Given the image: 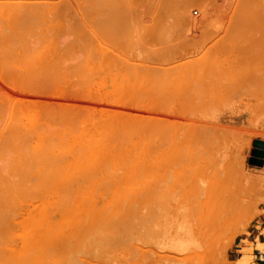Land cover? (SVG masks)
<instances>
[{
	"label": "rangeland",
	"instance_id": "rangeland-1",
	"mask_svg": "<svg viewBox=\"0 0 264 264\" xmlns=\"http://www.w3.org/2000/svg\"><path fill=\"white\" fill-rule=\"evenodd\" d=\"M66 1L0 10V264H264V0Z\"/></svg>",
	"mask_w": 264,
	"mask_h": 264
},
{
	"label": "bare ground",
	"instance_id": "bare-ground-1",
	"mask_svg": "<svg viewBox=\"0 0 264 264\" xmlns=\"http://www.w3.org/2000/svg\"><path fill=\"white\" fill-rule=\"evenodd\" d=\"M3 1H4V0H3ZM20 1H21V4L18 5V4L20 3ZM20 1H18L19 3L17 4V2L14 1V0H13V2L11 1L12 3H11L9 0H7L6 2H8V3L5 2L7 5H5V4L1 1V2L3 3V5H2V3H0V10H2V7H4V8L7 9V11H8V9H9V10H11L12 12H17V13H19V12H26V11H27V13H29V12H33V13H38V12H39V13H42V12H45V13L47 14L46 11H48V13H49V11H52V10H53V12H54V11H57V12H67V11H70V10H78V9H79L78 7H81V3H80V5H79V4L76 2V5H75V4H72L71 2H67V1H66L65 3H63L62 0H61L62 3L59 2V0H58L57 2H55L56 4L52 2V1H54V0H45L44 2H39V0H38V2H34V3H29V2H32V0H23V1H24V4H26V5L23 7L24 4L22 5V0H20ZM48 1H49V2H48ZM77 1H78V0H77ZM85 1H86L88 4L91 2V0H84L82 5H85V3H86ZM89 1H90V2H89ZM92 1H93V3L91 2V4H90L89 6H88L87 4H86V6H84V7H85V10L87 9V11H88V9H89V10H91V11H94V10L97 11V10L99 9L98 7L102 4L101 1H103V0H92ZM99 1H100L101 3H100ZM106 1H107V2H103V5H102L103 7H104V4H106V3L109 2L108 0H106ZM131 1H132V0H131ZM150 1H151V0H150ZM152 1H153V0H152ZM157 1H158V0H157ZM162 1H164V0H160V2L158 1L157 4H158V3H162ZM166 1H169V0H166ZM166 1H165V2H166ZM174 1H175V0H174ZM178 1H179V0H178ZM178 1H176V2L178 3ZM182 1H183V0H182ZM188 1H189V0H188ZM188 1H187V2H188ZM223 1H224V0H223ZM15 2H16V3H15ZM58 2H59V3H58ZM73 2H74V1H73ZM115 2H117V0H116ZM127 2H128V1H127ZM170 2H172V4H173V1H172V0H171ZM170 2H168V4H167V6H168L169 9L173 8L172 6H174V5H172L171 8H170V6H169V5L171 4ZM185 2H186V0H185L183 3H181L182 6H183V10L185 9L184 7L186 6V3H185ZM189 2H190V1H189ZM112 3H114V2H112ZM154 3H155V2H154ZM169 3H170V4H169ZM8 4H9V5H8ZM109 4H110V3H108V4H106V5H108V6L110 7L111 4H110V5H109ZM126 4H127V3H126ZM128 4H129V3H128ZM183 4H184L185 6H184ZM74 5H75V7H74ZM77 5H78V7H77ZM98 5H99V6H98ZM117 5H118V4H117ZM117 5H116V6H117ZM119 5H120V4H119ZM145 5H146V4H145ZM159 5H160V4H159ZM161 5H162V4H161ZM163 5H164V4H163ZM221 5H223V4H221ZM228 5H229V4H228ZM125 6H126V5H125ZM157 6H158V5H157ZM175 6H176V5H175ZM175 6H174V7H175ZM182 6H181V7H182ZM103 7L101 8V6H100V10H99V12H103V11H104V10H102ZM113 7H115V6L113 5ZM159 7H161V6H158L157 8H159ZM163 7H166V5H164ZM181 7H179V9H180ZM186 7H187V6H186ZM71 8H72V9H71ZM73 8H75V9H73ZM106 8H107V7H105V11H106ZM110 8H111V7H110ZM110 8H109V9H110ZM117 8H119V6H117ZM134 8H135V7H134ZM136 8H137V7H136ZM166 8H167V7H166ZM177 8H178V7H177ZM205 8H206V7H205ZM22 9H23V10H22ZM113 9H114V8H113ZM150 9H152V8H150ZM81 10L83 11V9H81ZM85 10H84V11H85ZM147 10H148V9H146V11H147ZM163 10H164V9H163ZM174 10H175V8H174ZM209 10H210V9H209ZM28 11H29V12H28ZM105 11H104V12H105ZM107 11H108V10H107ZM111 11H112V10H111ZM132 11H133V10H132ZM166 11H167V10L165 9V12H166ZM168 11H169V10H168ZM168 11H167V12H168ZM176 11H177V10H176ZM184 11H185V10H184ZM9 12H10V11H9ZM75 12H76V11H75ZM77 12H78V11H77ZM88 12H89V11H88ZM99 12H98V13L96 12V14H97V15L100 14ZM109 12H110V10H109ZM109 12H108V14H109ZM113 12H114V11H113ZM182 12H183V11H182ZM33 13H32V14H33ZM39 13H38V14H39ZM146 13H147V12H146ZM146 13H145V15H146ZM150 13H151V12H150ZM155 13H156V12H155ZM162 13H164V11H163ZM12 14H14V13H12ZM24 14H25V13H24ZM94 14H95V13H94ZM94 14H93V15H94ZM110 14H111V13H110ZM175 14H176V13H175ZM10 15H11V14H10ZM26 15H27V14H25V16H26ZM36 15H37V14H36ZM85 15H86V14H85ZM87 15H88V14H87ZM89 15H90V14H89ZM101 15H104V14H101ZM145 15H144V16H145ZM152 15H153V14H152ZM15 16H17V15L15 14ZM33 16H34V15H33ZM131 16H132V15H131ZM133 16H134V15H133ZM20 17H21V16H20ZM23 17H24V15H23ZM101 17H102V16H101ZM134 17H137V16H134ZM134 17H132V18H134ZM138 18H139V17H138ZM141 18H142V17H141ZM19 19H20V18H19ZM25 19H26V18H25ZM127 19H128V18H127ZM26 20H27V19H26ZM105 20H106V19H105ZM131 21H132V20H131ZM138 21H139V20H138ZM17 22H18V21H17ZM27 22H28V21H27ZM18 23H19V22H18ZM20 23H22V22H20ZM110 23H111V22H110ZM14 24H15V23H14ZM15 25H16V24H15ZM18 26H19V25H18ZM128 26H129V25H128ZM139 33H140V31H139ZM140 35H141V34H140ZM143 39H144V38H143ZM234 48H235V46H234ZM238 48H239V46H238ZM217 49H218V48H217ZM173 50H174V49H173ZM201 50H202V49H201ZM210 50H211V49H210ZM222 50H223V49H222ZM228 50H229V49H228ZM235 50H236V49H235ZM239 50H240V49H239ZM238 52H239V51H238ZM205 53H206V52H205ZM211 53H212V52H211ZM218 53H219V52H218ZM231 53H233V52H231ZM239 53H241V55H242V52H239ZM197 54H198V53H197ZM254 54H255V53H254ZM231 55H232V54H231ZM194 56H195V55H194ZM205 56H206V55H205ZM242 57H243V56H242ZM197 58H198V57H197ZM263 58H264V57H263ZM209 59H210V58H209ZM198 60H199V58H198ZM210 60H211V59H210ZM193 61H194V60H193ZM193 61H190V63L193 62ZM195 62L197 63L198 61L195 60ZM237 62H238V61H237ZM240 63H241V62H240ZM240 63H238V64L241 65L242 63H241V64H240ZM203 66H204V63H203ZM218 68L220 69V67H218V65L215 66V68H214V70H213V71H214L213 73H215V72L219 73L218 76H219L220 73H221V75L223 76V71H222V70L225 69V68H223V69L221 68L220 70H219ZM235 68H236V67H235ZM241 68H242V67H241ZM260 68H261V67H260ZM260 68H258V69L256 70V71H258L257 73H262V72H263V70L261 71ZM200 69L202 70V67H200ZM210 69H211V67H210ZM216 69H217V71H216ZM230 69H231V68H230ZM237 69H238V68H237ZM207 70H208V69H207ZM218 70H219L220 72H219ZM238 70H240V68H239ZM203 71H204V70H203ZM208 71H209V70H208ZM210 71H211V70H210ZM221 71H222V72H221ZM226 71H227V70L225 69L224 72L226 73ZM50 72H51V71H50ZM190 72H191V70H190ZM201 72H202V71H201ZM201 72H200V73H201ZM205 72H206V71H205ZM205 72H204V73H205ZM211 72H212V71H211ZM211 72H210V73H207V72H206L207 76L209 75V77H210V74H213V73H211ZM236 72H237V71H236ZM191 73H192V72H191ZM191 73H190V75H191ZM237 74H239V73L237 72ZM251 74H252V73H251ZM254 74H255V73H254ZM203 75H204V74H203ZM213 75H214V74H213ZM213 75L211 76L212 79L216 77V76H215L216 74L214 75L215 77H213ZM249 75H250V74H249ZM249 75L247 74V76H249ZM256 75H257V74H255V76H256ZM258 75H259V76H258ZM258 75L256 76V78H258V80H260V79H261V80H264V76H263L264 73H263V75H262V74H258ZM198 76L200 77L201 75H198ZM222 76H220V77H222ZM238 76H239V75H238ZM247 76H246V78H247ZM262 76H263V77H262ZM204 77H205V75H204ZM204 77H203V78H204ZM209 77H208L207 80H206V81H208L209 83L206 82L204 79H203V80L205 81V83H202V82H204V81H200V80H197V81H196L195 79L193 80V82L190 81V88H189L190 91H192V93L194 92V94H195V92H196V94H197V96L195 95V96H196L195 99L193 98L194 101H196V100H197V97L199 98V96H202V98L205 96V97L203 98L204 101H205V104H206V100H207L206 98H208V97H209L208 100H211V101H208V100H207V102H212V101L215 100L214 103L212 102V104H215L217 100L219 101L220 98L218 97L217 93H215L216 96L213 94V95H214V96H213V97H214V100L211 99L212 94H210L211 96H209V95L207 96V94L210 93V90H213V88H214V87H213L212 89H209V88H208L209 85H207V84H212V83H214V86H215L216 81H217L218 78H220V77H218V78L216 77L217 80H216V81H215V79L213 80V81H215V82H213V81L210 82L212 79H210L211 77H210V78H209ZM242 77H244V76L242 75ZM205 78H206V77H205ZM248 78H249V77H248ZM250 78H251V75H250ZM262 78H263V79H262ZM200 79H201V77H200ZM233 79H235V78H232V80H233ZM242 79H243V78H242ZM186 80H188V79H186ZM220 80H221V79L218 80L219 83H220ZM222 80H223L224 82H223ZM222 80H221L222 83H221L220 85H223V87L225 86V87L227 88V89H226V88L224 87V89H226V90H225V92H224L222 95L224 96V94H226V95H227V94H230V93L232 92V89H233V91H235V92L238 91V92H236V93H237V96H238L239 91H240V90H238V89H239V88H243V86H241V87L238 86L239 88H237L236 84H238V82H234L235 86L231 87V85H230V86L228 87V85H229L228 83H229V82L227 81V82H228V83H227L228 85L226 86V85H225V84H226V81H225L224 77H222ZM228 80H229V79H228ZM240 80H241V79H240ZM240 80L238 79V81H240ZM254 80H255V78H254ZM258 80H257V85H261V86H259V87H261L260 89H263V88H262V85L264 86V84H263L264 81H262V82L260 81V84H258ZM194 81H195V82H194ZM199 81H200L201 84L199 83ZM218 81H217V83H216L217 85H218ZM229 81H230V80H229ZM191 82H192L193 84H192ZM197 82H198V83H197ZM246 82H247V79H246L245 83H246ZM248 82H249V81H248ZM255 82H256V80H255ZM223 83H225V84H223ZM197 84H198V85H197ZM202 84H203V85L205 84V85L208 86V87H205V86H203ZM230 84H232V83H230ZM169 85H170V84H169ZM194 85H195V86H194ZM200 85H202V88H204L203 90H206V91L208 90L209 92L207 91L208 93H207V92L205 93V91H204V92L202 93V92H201L202 88H201V90H200ZM212 85H213V84H212ZM238 85H239V84H238ZM243 85H244V84H243ZM166 86H167V85H166ZM170 86H171V85H170ZM193 86H194V87H193ZM196 86H197V87H196ZM210 86H211V85H210ZM254 86H255V85H253L252 87L254 88ZM162 87H163V86H161V87H159V88L161 89ZM168 87H169V86H168ZM220 87H221V86H220ZM220 87H219V88H220ZM235 87H236V88H235ZM244 87H245V86H244ZM248 87H249V86H248ZM248 87H247V88H248ZM250 87H251V86H250ZM153 88H154V87H153ZM193 88H194V89H193ZM207 88H208V89H207ZM216 88L218 89V87H216ZM231 88H232V89H231ZM157 89H158V88H157ZM157 89H156V90H157ZM166 89H167V87H166ZM222 89H223V88H222ZM228 89H229V90H228ZM234 89H235V90H234ZM254 89H255V88H254ZM254 89H253V90H254ZM260 89L258 88V90H260ZM203 90H202V91H203ZM153 91H154V89H152V92H153ZM160 91H162V90H160ZM163 91H164V90H163ZM197 91H198V92L200 91L203 95H202L201 93H198ZM246 91L248 92V89H247V90H244V93H245ZM250 91H251V90H250ZM254 91H257V90L255 89ZM254 91H252V92H254ZM157 92H158V91H157ZM211 92L214 93V91H211ZM235 92H234V93H235ZM257 92H259V91H257ZM155 93H156V92H155ZM165 93H166V92H165ZM190 93H191V92H190ZM204 93H205V94H204ZM240 93H242V92L240 91ZM248 93H249V92H248ZM254 93H256V92H254ZM260 93H261V92H260ZM158 94H160V93L158 92ZM232 94H233V92H232ZM242 94H243V93H242ZM222 95H220V96L223 97ZM249 95H250V94H249ZM254 95L256 96V94H254ZM254 95L252 94V96H254ZM257 95H258V94H257ZM165 96H166V94H165ZM230 96H231V95H230ZM230 96H229V97H230ZM233 96L235 97L236 94H235V95L233 94ZM233 96H231V97H233ZM241 96H242V95H241ZM255 96H254V97H255ZM190 97H191V96H190ZM234 97H233V98H234ZM200 98H201V97H200ZM243 98H244V97H243ZM222 99H223V98H222ZM236 99H238V98L236 97ZM161 101H162V100H161ZM169 101H170V100H169ZM171 101H172V100H171ZM194 101H192V104H193ZM198 101L201 103L200 99L197 100L196 103L199 104ZM204 101L202 100V103H203ZM218 101H217V102H218ZM162 102H163V101H162ZM158 103H159V102H158ZM176 103H177V102H176ZM161 104H162V103H161ZM190 104H191V103H190ZM198 104H197V105H198ZM205 104H204V105H205ZM210 104H211V103H210ZM210 104H209V103L207 104V109H206L207 111H205V110L203 111V110H202V113L204 112V114H206V113L208 112V113H211L210 115L212 116V112H211V111H214L215 108H214V106L211 104V108H212L213 110L210 109ZM178 105H179V104H178ZM199 105H200V104H199ZM163 106H164V104H163ZM208 106H209V107H208ZM212 106H213V107H212ZM169 107H170V106H169ZM204 107H206V106H204ZM193 108H194V106H193ZM164 109H165V108H164ZM202 109H203V106H202ZM204 109H205V108H204ZM209 109H210V112L208 111ZM168 110H169V109H168ZM168 110H167V111H168ZM198 110H199V109H198ZM198 110H197V111H198ZM192 111H193V109H192ZM192 111H191V112H192ZM205 112H206V113H205ZM216 112H217V111H216ZM218 112H219V114H220V109H219ZM197 113H198V112H197ZM197 113L195 112V115H196ZM213 113H214V112H213ZM214 114H215V113H214ZM214 114H213V115H214ZM219 114H218V115H219ZM121 115H122V114H121ZM206 115H207V114H206ZM199 116H200V113H199ZM204 116H205V115H204ZM204 116L202 117V115H201L200 117L204 118ZM219 116H220V115H219ZM118 117H119V116H118ZM196 117H197V116H196ZM213 117H215V116H213ZM113 118H114V116H113ZM115 118H116V117H115ZM115 118H114V119H115ZM197 118H198V117H197ZM197 118H196V119H197ZM205 118H206V117H205ZM221 118H222V117H221ZM221 118H220V119H221ZM218 119H219V118H217V120H218ZM110 120H111V119H110ZM110 120H109V121H110ZM148 120H150V119H148ZM203 120H204V119H203ZM203 120H202V121H203ZM207 120H208V119H207ZM104 121H105V120H104ZM118 121H120V120H117V122H118ZM198 121H199V119H198ZM200 121H201V120H200ZM200 121L197 123L198 125L194 123L195 125L198 126V127H197V126H196V127L194 126V128H197V129H198V128H199V125H200V126H202V124L205 125L206 127H204V131H205V132L207 131L208 134L210 133V134L208 135L209 137H210V135H211V137H212V135H213V136L216 138V140H217V139L220 140V139L222 138L223 134H225V133H228V132L231 133L230 131L226 132V131H227V129H226L227 127L225 128L224 124H223V126H222V123H221V126H220V125L217 126V125L219 124L218 121H216L217 124H216L215 122H213V123H215V124H212V122L209 120V121L211 122V124H210V126H209L208 128H207V123H208L209 121L207 122V121L205 120L207 123L204 122V121H203L204 123H203V122L201 123ZM196 122H197V121H196ZM210 122H209V123H210ZM222 122H223V121H222ZM111 123H112V122H111ZM123 123H125V122H123ZM199 123H200V124H199ZM209 123H208V125H209ZM214 125L217 126V129H215L216 126H214ZM120 126H121V125H120ZM211 126H212V127H211ZM213 126H214V127H213ZM226 126H227V125H226ZM124 127H125V126H124ZM124 127L122 126V128H124ZM230 127H232V126H230ZM206 128H207V129H206ZM219 128H220L221 130H223V131L226 130L225 133H223V131H222L223 134H220V132H219V131H220ZM222 128H223V129H222ZM234 128H235V127H234ZM191 129H192V128H191ZM197 129H194V130L192 129L194 132L192 133V137H191V138H194V137H195V138H197V137L200 138V137H201L200 135H202L203 138H200V140H201V139H202V140H203V139L206 140V138H207L206 134H203V132L201 131V129H203V127H201V129H199V130H200L199 133L197 132V131H198ZM224 129H225V130H224ZM196 130H197V131H196ZM208 130H209V131H208ZM217 130H218V131H217ZM230 130H232V128H231ZM235 130H236V129H235ZM235 130H234V131H235ZM237 130H238V129H237ZM237 130H236V131H237ZM232 131H233V130H232ZM195 132H196L197 134H196ZM233 133H234V132H233ZM195 134H196V135H195ZM199 134H200V135H199ZM219 134H220L221 136H220ZM225 135H226V134H225ZM205 136H206V138H205ZM209 137L207 138V140L211 139V137H210V138H209ZM223 137H224V136H223ZM191 138H190V139H191ZM199 138H198V140H199ZM215 138L212 137V140L215 139ZM224 138H225V137H224ZM196 140H197V139H196ZM232 171H233V170H232ZM232 171H231V172H232ZM228 172H229V171H228ZM231 174H232V173H231ZM231 174H230V176H231ZM190 175H191V174H190ZM228 176H229V175H228ZM231 177H232V176H231ZM227 178H228V177H227ZM221 182H222V181H221ZM207 187H208V186H207ZM217 188H218V184H217ZM219 188H220V187H219ZM208 191H209V189H208ZM211 192H212V190H211L209 193L213 196L214 193L216 192V189H215L212 193H211ZM209 193H208V195H209ZM220 194H223V192H220ZM220 194H219V195H220ZM211 195H210V196H211ZM216 195H218V194L215 193L214 196H216ZM214 196H213V197H214ZM221 196H222V195H221ZM206 197H208V196H206ZM206 197H205V198H206ZM213 197H212V198H213ZM210 198H211V197H210ZM216 198H217V197H215L214 199H216ZM218 198H221V197H218ZM218 198L216 199L217 201L220 200V199L218 200ZM223 198H224V197H223ZM208 200H209V199H208ZM221 200H222V198H221ZM202 201H203V200H202ZM205 201H206V200H205ZM209 201H210V200H209ZM209 201L207 202V203H209V204H210V202H213V201H210V202H209ZM223 201H224V199H223ZM223 201H222L221 203H223ZM203 204H204V203H203ZM209 204H207L208 206L206 205L207 208L209 207ZM215 204H216V202L213 203V205H215ZM219 204H220V202H219ZM219 204H217L216 206H218ZM211 205H212V204H211ZM200 206H201V205H200ZM214 207H215V206H214ZM198 208H199V207H198ZM221 208H222V207H221ZM221 208H220V209H221ZM210 210H211V209H210ZM210 210H209V212H210ZM204 211H205V210H204ZM214 212H215V211H214ZM220 212H223V210L221 209ZM206 213H207V214H205V213H204V214H205V215H208V214H209L208 212H206ZM199 214H201V213H198V215H199ZM210 214H212V215L210 216ZM210 214L208 215L209 217L207 216L208 219H210L211 217H213V214H214V218H213V220H214V219L216 220L215 217H216V214H217V213L215 214V213H212V211H211ZM198 215H197V216H198ZM205 215H201V217H203V216H205ZM226 216H227V215H226ZM217 217H219V216L217 215ZM227 217H228V216H227ZM203 218H204V217H203ZM203 218H201V219H203ZM219 218L221 219V217H219ZM205 219H206V217H205ZM205 219H203V221H205ZM211 220H212V218H211ZM215 220H214V221H215ZM222 221H224V222L226 223V219H225V220L222 219ZM206 222L209 223V220H206ZM216 223H217V222H216ZM209 224H210V223H209ZM209 224L206 223V225H208L207 228H210V227H209V226H210ZM207 230H208V229H207Z\"/></svg>",
	"mask_w": 264,
	"mask_h": 264
},
{
	"label": "water",
	"instance_id": "water-1",
	"mask_svg": "<svg viewBox=\"0 0 264 264\" xmlns=\"http://www.w3.org/2000/svg\"><path fill=\"white\" fill-rule=\"evenodd\" d=\"M253 145H254V149H253V151H252V153L254 154V155H262L263 154V148H264V141H262V140H257V139H255L254 141H253ZM251 160H254L253 158L251 159ZM258 162H260V161H258Z\"/></svg>",
	"mask_w": 264,
	"mask_h": 264
},
{
	"label": "clouds",
	"instance_id": "clouds-1",
	"mask_svg": "<svg viewBox=\"0 0 264 264\" xmlns=\"http://www.w3.org/2000/svg\"><path fill=\"white\" fill-rule=\"evenodd\" d=\"M257 250H259L261 253H264V246H260V245H258ZM255 259H256L255 256H252V257H251V260L254 261Z\"/></svg>",
	"mask_w": 264,
	"mask_h": 264
},
{
	"label": "built area",
	"instance_id": "built-area-1",
	"mask_svg": "<svg viewBox=\"0 0 264 264\" xmlns=\"http://www.w3.org/2000/svg\"><path fill=\"white\" fill-rule=\"evenodd\" d=\"M194 13H196V10H194Z\"/></svg>",
	"mask_w": 264,
	"mask_h": 264
}]
</instances>
